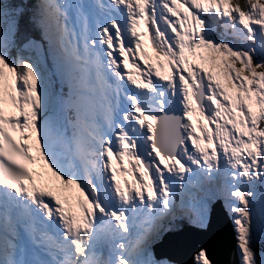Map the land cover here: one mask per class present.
Returning <instances> with one entry per match:
<instances>
[{
    "label": "snow or ice",
    "instance_id": "obj_1",
    "mask_svg": "<svg viewBox=\"0 0 264 264\" xmlns=\"http://www.w3.org/2000/svg\"><path fill=\"white\" fill-rule=\"evenodd\" d=\"M221 207L264 264V0H0V264H172Z\"/></svg>",
    "mask_w": 264,
    "mask_h": 264
},
{
    "label": "water",
    "instance_id": "obj_2",
    "mask_svg": "<svg viewBox=\"0 0 264 264\" xmlns=\"http://www.w3.org/2000/svg\"><path fill=\"white\" fill-rule=\"evenodd\" d=\"M215 216L208 232L193 230L188 234L170 237L159 252L177 264H188L195 249L205 246L216 264H232L235 252V234L231 224L224 225ZM264 250V248H263Z\"/></svg>",
    "mask_w": 264,
    "mask_h": 264
},
{
    "label": "rangeland",
    "instance_id": "obj_3",
    "mask_svg": "<svg viewBox=\"0 0 264 264\" xmlns=\"http://www.w3.org/2000/svg\"><path fill=\"white\" fill-rule=\"evenodd\" d=\"M143 51L147 54V56H148V58L150 59V60H153L154 58L156 59V54L154 53L153 55L151 54V53H153L151 50V52L149 51V50H146V48H143ZM160 62L161 63H164L163 62V58H160ZM194 63H198V64H201V66L202 67H204L206 70H208V71H212V72H218L219 71V69H213V67H212V65H210V64H208V63H201L199 60H196V61H194ZM166 64V63H165ZM222 84H223V86L224 87H226V88H228L229 86H228V83H227V81H224V82H221ZM227 85V86H226ZM229 90H231V89H229ZM121 167H127V168H129V170H131V168H133L134 167V165H131L130 164V166H129V164H127L126 162H123L122 163V165H121ZM45 171V169H43V165H42V162L38 165V168H37V172H44ZM119 179H121V181L123 182V180H125V179H127V180H129V181H131L132 179H133V177L131 176V175H128V174H124L123 176H121V175H119ZM72 190H75V187L74 186H69L68 187V189H65L64 191H65V193H69V194H71V191ZM68 191V192H67ZM71 196V195H70ZM67 198L69 199L70 197L69 196H67ZM224 210V209H223ZM225 212V211H224ZM227 213V212H226ZM262 245H263V243H261V244H258L257 245V250L259 251V250H262ZM172 264H174L173 262H172Z\"/></svg>",
    "mask_w": 264,
    "mask_h": 264
},
{
    "label": "bare ground",
    "instance_id": "obj_4",
    "mask_svg": "<svg viewBox=\"0 0 264 264\" xmlns=\"http://www.w3.org/2000/svg\"><path fill=\"white\" fill-rule=\"evenodd\" d=\"M144 45L145 46H148L149 45V42H148V39H147V37H145L144 38ZM147 49H150V47L148 46V48ZM153 54H154V52H153ZM206 55V54H205ZM153 64H155L156 63V59L154 58L152 61H151ZM165 64V63H164ZM166 66H164L162 69H161V71L162 72H167V70H168V66H167V64H165ZM224 81H226V80H224L223 78H221V82H224ZM227 86V85H226ZM198 118H197V116H195V115H193V117H192V121H193V123H195L196 122V120H197ZM44 172H46V170L44 171ZM46 179H54V178H51L50 177V174H46V177H45ZM68 192V191H67ZM64 196H69L70 198L68 199L69 200V203L73 206V207H75V197L78 195V193L76 192V190H72L71 191V194H69V193H65V191H63V193H62ZM71 195V196H70Z\"/></svg>",
    "mask_w": 264,
    "mask_h": 264
}]
</instances>
